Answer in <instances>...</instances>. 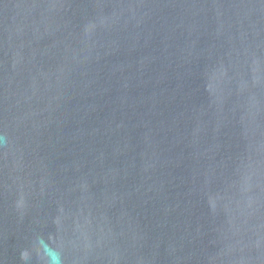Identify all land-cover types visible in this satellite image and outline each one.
Listing matches in <instances>:
<instances>
[{
    "label": "water",
    "instance_id": "water-1",
    "mask_svg": "<svg viewBox=\"0 0 264 264\" xmlns=\"http://www.w3.org/2000/svg\"><path fill=\"white\" fill-rule=\"evenodd\" d=\"M0 264H264V0H0Z\"/></svg>",
    "mask_w": 264,
    "mask_h": 264
}]
</instances>
